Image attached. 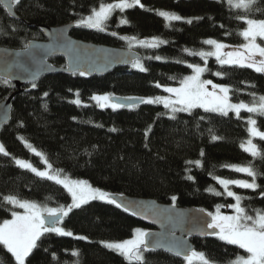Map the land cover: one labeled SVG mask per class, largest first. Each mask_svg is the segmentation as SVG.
<instances>
[{"label":"trees","instance_id":"obj_1","mask_svg":"<svg viewBox=\"0 0 264 264\" xmlns=\"http://www.w3.org/2000/svg\"><path fill=\"white\" fill-rule=\"evenodd\" d=\"M112 1L19 0L13 2L18 19L9 17L0 4V46L22 48L30 39H42L38 25L74 22L72 36L135 49L142 53V64L148 69L141 72L132 66L116 67L102 76H81L78 72L47 74L34 82L36 87L31 83L14 94L11 119L0 131V142L9 153L7 156L0 153V222L9 218L12 211L19 210L3 202L5 195L49 207L70 201L62 185L15 164L13 159L16 158L41 164V158L25 146L21 137L42 153L53 169L63 170L62 175L85 178L91 186L110 195L151 197L162 203L196 206L205 212L217 205L227 211L226 205L233 201L226 194L216 196L206 191L212 187L224 192L213 176L251 179L223 165L251 162L260 173L256 179L259 187L252 190L233 186V190L246 197L241 204L249 215L254 216L257 209L264 210V196H261L264 159L253 158L240 147L248 138L246 118L252 116L259 130L264 131V116L246 110H241L239 117L232 112L222 116L197 108L178 112L172 119L162 104L139 103L134 109L113 110L100 108L91 100L93 95L103 93L125 97L164 94L165 87L178 85L180 79L190 74L188 64L205 63L201 57L190 55L184 49L208 51L211 46L203 43L206 39L229 45L244 43L239 33L246 24L238 17L264 20V0H254L248 9L230 7L227 0H141L144 8L116 10L106 21L104 31L77 26L84 15L101 3ZM159 10L176 13L184 19L166 22L157 15ZM121 19L128 23L120 24ZM189 19L192 23L186 22ZM152 37L166 43L154 49L136 43ZM155 56L163 59H148ZM50 61L55 65L64 64L62 57H52ZM206 66L209 71L202 76L226 85L232 102L251 105L259 96H264V73L246 67L221 66L215 57H208ZM217 71L224 75H213ZM157 84L161 87H156ZM15 91L12 83L0 82V101ZM76 97L81 101L79 105L72 103ZM209 129L220 139L213 141ZM254 143L264 154V141L256 137ZM196 160L201 161L200 166L187 163ZM188 176L193 179L189 180ZM62 224L76 236L46 233L26 264H127L101 241L122 240L139 226L150 230L121 207L100 200L72 209ZM79 236L87 239H77ZM191 239L195 250L204 253L211 264H228L237 254H246L214 235ZM73 252L78 254L73 255ZM143 256L144 264L184 263L183 257L164 250L150 249L144 251ZM0 264H15L14 257L3 246H0Z\"/></svg>","mask_w":264,"mask_h":264},{"label":"snow or ice","instance_id":"obj_2","mask_svg":"<svg viewBox=\"0 0 264 264\" xmlns=\"http://www.w3.org/2000/svg\"><path fill=\"white\" fill-rule=\"evenodd\" d=\"M13 2L18 3L19 0H13ZM227 2L230 7L248 9L254 3V0H227ZM135 6L145 7L141 3V0H115L113 3H101L99 8L93 9L89 16L79 20L77 26L104 31L105 23L114 11L119 10L123 12L125 9ZM157 15L169 23L184 19L176 13L163 10L157 11ZM238 18L242 19L246 24V27L239 33L245 42L233 47V50L224 51L226 47H229L228 45L215 39H206L203 43L212 46V50L195 52L184 49V51L190 55L201 57L205 65L207 64L208 57H215L221 66L246 67L253 69L257 73H264V46L257 43L258 38L260 41H264V20L245 17ZM119 22L120 24L128 23L126 19H121ZM186 22L192 23V20L189 19ZM169 23H166V26H169ZM112 35H116V33H112ZM136 42L141 46L153 49L166 43V41L158 37ZM29 48L30 44H25L24 52L32 57L34 63L43 65V61L36 60L35 56L29 51ZM153 58L156 60L163 59L160 56L149 57L148 59ZM130 62L132 67L139 71H148L139 59H133ZM177 62L179 63L180 61ZM187 66L192 70V74L180 79L178 87H165L163 90L169 94L168 96L123 97L114 99L110 95H93L91 100L95 101L100 108H112L113 110L120 108L134 109L138 103L162 104L165 109L169 110L171 113L170 118L172 119H175V113L191 112L197 108L203 109L207 113H218L222 116H228L229 112H234L239 117L242 109L248 113L264 116V96H260L258 102L254 100L251 105L244 102L232 103L229 97L230 89L227 86L214 84L211 80L202 79L203 73L209 71L206 66L202 67L199 64H188ZM36 75L37 73H32L33 81ZM80 75H85V72L81 71ZM213 75L223 76L224 73L217 71ZM170 79L175 78L170 77ZM0 82L5 84L10 83L8 79L0 80ZM208 85H211V91ZM32 86L36 87L34 82ZM156 87H161V85L157 84ZM217 89L219 90L218 92ZM44 95L47 96V93H44ZM120 100L128 102H119ZM72 103L79 105L81 101L75 99ZM247 125L248 139L242 141L240 147L253 158L261 156L264 159V154L261 153L258 145L253 142V138L256 137L264 141V131L259 130L257 121L252 116L248 117ZM112 131H115V129H112ZM209 134L213 141L220 139L212 133L211 129H209ZM145 135L147 136V131ZM20 139L26 147L30 148L35 155L41 158L47 167L46 170L41 171L30 162L22 159H15V164L23 169L30 170L39 177L62 185L71 196V204L59 207H42L34 201L21 200L11 194L2 197L4 203L23 209V212L12 211V218L5 219L0 223V246H3L14 257L15 264H26L30 254L39 246L38 241L46 233H55L58 236H73L71 231L60 226L64 217L68 216L72 209L80 208L82 205L93 200L106 201L107 203L115 204L118 208L122 207V205L117 203L109 193L92 187L87 181L72 180L67 175H62L63 170L53 169L42 153L32 148L22 137ZM0 153L6 156L9 155L2 144H0ZM201 155H203V152H201ZM187 163H195L197 166H200L201 161L196 160L195 162L189 161ZM223 167H228L238 173H245L252 178L251 182H249L242 179H223L213 176V179L223 187L224 192L216 191L212 187L206 189V191L216 196L226 194L228 197H232L235 203L226 206L233 209L234 214H222L220 212L222 206L217 205L215 213H206L210 219H205L204 217L195 218L192 221V227L186 230V235H191L193 231H198L200 235H214L221 241L226 242V244L235 245L239 249L244 250L246 255L237 254L235 259L230 260L228 264H264V210L257 209L254 216L249 215L241 204V201L246 199V197H242L229 189V185H236L239 188L256 190L259 187L256 179L260 173L255 170L251 162L244 166L233 164L223 165ZM187 178L189 180L193 179L192 176H188ZM261 196H264V192H261ZM172 200L175 201L176 197L173 196ZM125 210L127 211L128 209ZM200 212L203 213L204 210L200 209ZM166 219L171 228L164 233L157 234L151 240H149L150 234L148 232L134 229L133 236L129 239L119 242L101 241V243L106 248L122 256L127 264H144L143 252L150 250V248L154 250L157 247L166 248L167 251L173 253L175 256L183 257L185 264H211L204 253L190 247L183 235L180 237L176 236L175 229L177 227L182 228L185 222L183 213L169 215ZM76 238L80 240L87 239L84 236ZM77 254L73 252V255Z\"/></svg>","mask_w":264,"mask_h":264},{"label":"water","instance_id":"obj_3","mask_svg":"<svg viewBox=\"0 0 264 264\" xmlns=\"http://www.w3.org/2000/svg\"><path fill=\"white\" fill-rule=\"evenodd\" d=\"M0 4L9 17L18 19L14 11L13 0H0ZM74 26V22L58 25H38V31H40L42 39H30L26 44H30L29 51L35 56L36 60H42L43 65L34 63L32 57L24 52V47L0 46V79H8L16 88L14 93L0 101V131L11 119L14 94L18 93L23 86L36 82L43 75L53 73L71 74L84 71L87 76H102L116 67L132 66L130 61L133 59L141 60L142 53L135 49L110 46L72 36L70 31ZM52 57H62L64 64L55 65L50 61ZM32 73H37L34 81ZM111 97L118 99L125 96L112 95ZM119 102L127 103L128 101L120 100ZM111 196L117 203L122 205V209H128L127 212L134 215L142 225L150 227V230L146 231L150 234L149 240L171 228L166 217L177 213H183L185 222L182 228L177 227L175 229V234L177 237L183 235L192 249H195V245L191 238L207 236L200 235L198 231L186 235V230L192 227V221L195 218L210 219L206 215L208 212H205L204 209V212L201 213V208L196 206L182 207L176 204L162 203L151 197L130 196L119 193L111 194ZM154 250L167 251L166 248L161 247Z\"/></svg>","mask_w":264,"mask_h":264},{"label":"rangeland","instance_id":"obj_4","mask_svg":"<svg viewBox=\"0 0 264 264\" xmlns=\"http://www.w3.org/2000/svg\"><path fill=\"white\" fill-rule=\"evenodd\" d=\"M113 2H115V0L114 1H112V2H109V3H113ZM99 7H97V8H95V9H98ZM115 12V11H114ZM113 12V13H114ZM91 14V13H90ZM90 14H86V15H84L82 18H86L87 16H89ZM111 17V16H110ZM81 18V19H82ZM80 19V20H81ZM219 42V41H218ZM243 42H245V41H243ZM263 42L264 41H260L259 40V38L257 39V43H260L262 46H263ZM137 43V42H136ZM137 44H139V43H137ZM140 45V44H139ZM226 45H228L229 47H226L225 49H224V51H231V50H233V47H236V46H239V45H229V44H226ZM241 45V44H240ZM211 49L210 50H212V46L210 47ZM210 50H208V51H210ZM257 59H259V57H257ZM140 62L142 63V61L140 60ZM200 66H202V67H204V66H206L205 65V63L204 64H199ZM207 67V66H206ZM192 74V70H191V72H190V74H188V75H191ZM203 75H204V73H203ZM202 79H206V78H204V76H202ZM206 80H210V79H206ZM212 81V80H211ZM213 82V81H212ZM214 83V82H213ZM214 84H217V83H214ZM218 85H220V84H218ZM221 85H223V84H221ZM179 86V84L178 85H176V86H173V87H178ZM224 86H226V85H224ZM208 88H209V90L211 91L212 90V88H211V85H208ZM219 90L217 89V92H218ZM95 95H108V94H95ZM169 94L168 93H164V94H161V95H155V96H149V97H156V96H168ZM260 97V96H259ZM76 99H78V97H76ZM259 100V99H258ZM258 100H257V102H258ZM93 101V100H92ZM231 101V100H230ZM232 102V101H231ZM93 103H95L96 104V102L95 101H93ZM232 103H234V102H232ZM167 111H168V115L170 116L171 115V113L169 112V110L168 109H166ZM243 110V109H242ZM232 113H234V112H232ZM176 114V113H175ZM235 115H236V113H234ZM240 116V115H239ZM253 118V117H252ZM247 119H248V117L246 118V123H247ZM254 119V118H253ZM246 127H248V125L246 126ZM248 139V138H247ZM246 139V140H247ZM245 140V141H246ZM253 142H254V138H253ZM28 144H30L29 142H27ZM0 144H1V142H0ZM31 145V144H30ZM32 146V145H31ZM33 148V147H32ZM29 150L31 151V149L29 148ZM32 152V151H31ZM16 159H21V158H16ZM13 160H15V159H13ZM22 160H25V161H28V160H26V159H22ZM28 162H30L34 167H36L38 170H41V171H43V170H46V164L41 160V164L40 165H35L34 163H32L31 161H28ZM234 165H240V164H234ZM242 166H244V165H242ZM242 174H245V173H242ZM70 179H72V180H84V181H87L85 178H71V177H69ZM252 179V178H251ZM251 179H247V181H249V182H251ZM88 182V181H87ZM89 183V182H88ZM233 186H236V185H229V189L230 190H232V191H234L233 190ZM93 187V186H92ZM103 191V190H102ZM235 192V191H234ZM70 195V194H69ZM232 198V197H231ZM233 199V198H232ZM28 201H31V200H28ZM36 202V201H35ZM232 203H235V201L233 200L232 201ZM232 203H230V204H232ZM38 204V203H37ZM69 204H71V196H70V201H69V203H67V204H65V205H61V206H67V205H69ZM39 205H41V204H39ZM42 207L43 206H45V205H41ZM46 207H49V206H46ZM59 207V206H58ZM18 212H23V209H20L19 208V210H17ZM215 211H216V207L212 210V211H209V212H212V213H215ZM220 212L222 213V214H225V215H232V214H234V210L233 209H231V208H228V210L227 211H224L223 210V207H221L220 208ZM12 217L10 216L9 218H7V219H11ZM4 221V220H3ZM2 221V222H3ZM2 222H0V223H2ZM60 226H62V227H64L66 230H68V228H66L65 226H63V224H62V222H61V225ZM135 229H141L142 231H145L146 232V229L147 228H142V227H135ZM68 231H71L70 229L68 230ZM72 232V231H71ZM73 233V232H72ZM73 236H76L74 233H73ZM133 236V232H132V235L131 236H129V237H127V238H124V239H129V238H131ZM124 239H122V240H115V241H112V240H102V241H107V242H119V241H123ZM195 250V249H194ZM197 251V250H196ZM198 252H200V251H198ZM244 255H246V254H244ZM183 264H185V261H184V263Z\"/></svg>","mask_w":264,"mask_h":264}]
</instances>
